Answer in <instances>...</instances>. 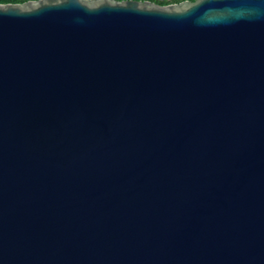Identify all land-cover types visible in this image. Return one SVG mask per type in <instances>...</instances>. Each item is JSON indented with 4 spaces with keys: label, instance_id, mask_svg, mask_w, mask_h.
Masks as SVG:
<instances>
[{
    "label": "water",
    "instance_id": "obj_1",
    "mask_svg": "<svg viewBox=\"0 0 264 264\" xmlns=\"http://www.w3.org/2000/svg\"><path fill=\"white\" fill-rule=\"evenodd\" d=\"M0 264H264V0L0 4Z\"/></svg>",
    "mask_w": 264,
    "mask_h": 264
},
{
    "label": "trees",
    "instance_id": "obj_2",
    "mask_svg": "<svg viewBox=\"0 0 264 264\" xmlns=\"http://www.w3.org/2000/svg\"><path fill=\"white\" fill-rule=\"evenodd\" d=\"M28 0H0V4L2 3H23ZM152 3L158 4V5H167L171 3H179L184 0H148ZM187 1H194V0H187Z\"/></svg>",
    "mask_w": 264,
    "mask_h": 264
}]
</instances>
